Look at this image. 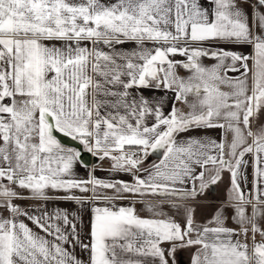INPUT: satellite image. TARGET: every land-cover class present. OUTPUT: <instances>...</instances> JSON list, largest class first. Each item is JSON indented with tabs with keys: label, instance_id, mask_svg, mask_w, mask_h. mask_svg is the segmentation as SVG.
I'll list each match as a JSON object with an SVG mask.
<instances>
[{
	"label": "snow or ice",
	"instance_id": "snow-or-ice-1",
	"mask_svg": "<svg viewBox=\"0 0 264 264\" xmlns=\"http://www.w3.org/2000/svg\"><path fill=\"white\" fill-rule=\"evenodd\" d=\"M261 116L264 0H0V264H264Z\"/></svg>",
	"mask_w": 264,
	"mask_h": 264
},
{
	"label": "crops",
	"instance_id": "crops-1",
	"mask_svg": "<svg viewBox=\"0 0 264 264\" xmlns=\"http://www.w3.org/2000/svg\"><path fill=\"white\" fill-rule=\"evenodd\" d=\"M245 51H250V49H245ZM260 122H264V116H261L260 118ZM211 135L215 136L218 135V133L214 132L211 133ZM89 171H91L90 169H86L83 166H81V164H77L75 167V174L81 178H87V175L89 173ZM94 175L98 178H102V179H122V180H130V177L123 174V173H113L111 171L108 170H94ZM227 178H225V181L223 184L218 185L219 189H216V192L214 193L213 188L211 190H209V196H204L201 198V205L202 207L197 211V218L199 219L207 210H208V205H219V202L221 199L225 198V194H226V185H227ZM49 207H53V205H49ZM59 207L61 208H68L69 210H77L79 209V205H74V204H64L61 203L59 204ZM84 217V221L85 223H87L88 220V213L87 212H82L81 213ZM185 250H181L178 251L176 254V259L177 262L179 260H181L182 262L189 264L190 263V251L187 250V254H185L184 252ZM77 254L80 255L79 250L77 249ZM84 258H86V254L84 256ZM189 260V263L187 262Z\"/></svg>",
	"mask_w": 264,
	"mask_h": 264
},
{
	"label": "rangeland",
	"instance_id": "rangeland-1",
	"mask_svg": "<svg viewBox=\"0 0 264 264\" xmlns=\"http://www.w3.org/2000/svg\"><path fill=\"white\" fill-rule=\"evenodd\" d=\"M262 123H264V122H262ZM153 161H155V159H150V160H149V163H152ZM81 166H82V165H81ZM84 168H85V167H84ZM86 169H90L91 171H92V170H108V169H109V162H108V161H101V160L99 159V161H98L97 163L92 164V165H90V166H87ZM216 189H217V190L219 189L218 185L213 187L214 193L216 192ZM209 195H210V194H209V191H208L204 196H209ZM204 196H203V197H204ZM223 200H224V199H221L220 201H218L219 204H220ZM120 203H121V204H125V205H127L128 203H130V201H121ZM136 207H137V210H138L142 215H148V213L146 212V210H144V209L141 208L140 204H136ZM183 252H184V251H183ZM184 253L187 254V253H188L187 250H185ZM176 260H177V259H176ZM187 262L189 263V260H188ZM189 264H190V263H189Z\"/></svg>",
	"mask_w": 264,
	"mask_h": 264
},
{
	"label": "water",
	"instance_id": "water-1",
	"mask_svg": "<svg viewBox=\"0 0 264 264\" xmlns=\"http://www.w3.org/2000/svg\"><path fill=\"white\" fill-rule=\"evenodd\" d=\"M65 143L66 144H73V146H74V143L68 139H65ZM81 149H82V146H81ZM82 157H83V160L87 162L88 166L95 164L99 161L98 157L93 156L91 153H87L84 151H82ZM151 159H156V156H153Z\"/></svg>",
	"mask_w": 264,
	"mask_h": 264
},
{
	"label": "flooded vegetation",
	"instance_id": "flooded-vegetation-1",
	"mask_svg": "<svg viewBox=\"0 0 264 264\" xmlns=\"http://www.w3.org/2000/svg\"><path fill=\"white\" fill-rule=\"evenodd\" d=\"M178 264H186L184 262H182L181 260L178 261Z\"/></svg>",
	"mask_w": 264,
	"mask_h": 264
}]
</instances>
